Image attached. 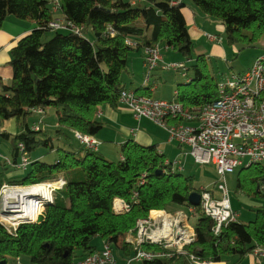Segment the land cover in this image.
<instances>
[{"label": "trees", "instance_id": "16d2710c", "mask_svg": "<svg viewBox=\"0 0 264 264\" xmlns=\"http://www.w3.org/2000/svg\"><path fill=\"white\" fill-rule=\"evenodd\" d=\"M170 1L145 0L131 5L124 0H59L58 12L53 13L51 0H0V28L8 16L36 25L11 48L12 79L8 84L0 82V121L15 119L18 128L14 136L0 132V137L11 143L13 162L18 142L24 143L28 154L42 145L53 150L52 138L46 132L30 130L26 122L30 108L57 111L56 137L64 134L63 128L95 136L102 129L96 109L104 104L117 106L130 53L158 45L186 60L191 58L193 46L182 14L184 6H173ZM191 3L222 25L230 46L249 47L264 35V0ZM56 14L81 28L80 33L51 31L48 25ZM109 28L115 35L107 33ZM49 33L53 34L45 39ZM126 38L136 41L137 46L126 45ZM191 69L192 78L187 76L189 82L179 85L175 97L188 108L203 107L215 100L217 81L208 74L203 56L197 57ZM55 151L58 158L54 164L31 161L26 174L16 181L7 180L8 169L0 162V185H29L59 178L66 182L38 222L21 225L15 235L0 225V263L27 258L30 264H75L99 251L92 244L99 239L102 246L105 242L111 245L122 264L133 254L124 239L138 219L150 211L185 208L189 195L200 192L192 176L171 172L164 165L165 158L154 145L127 141L119 147L122 159L116 162L83 147ZM243 171L247 173L238 176L237 189L248 197H264L256 187L264 183V167L252 165L239 174ZM133 193L137 196L128 212L112 213L113 199L129 202ZM254 212L252 221L230 222L215 235L212 220L197 209L194 241L181 253L142 264H193L191 257L207 264H240L255 248L264 250V207Z\"/></svg>", "mask_w": 264, "mask_h": 264}, {"label": "built area", "instance_id": "2783aa9c", "mask_svg": "<svg viewBox=\"0 0 264 264\" xmlns=\"http://www.w3.org/2000/svg\"><path fill=\"white\" fill-rule=\"evenodd\" d=\"M51 1V11L57 13L59 0ZM182 1L171 0L170 4L177 6ZM48 28L51 31H69L74 34H79L81 30L58 17L49 23ZM107 33L115 35L110 28ZM125 44L130 47L137 46V42L130 38H126ZM141 54L145 69L143 85L149 90L156 88L155 83H151V77L152 72L157 69L184 70L182 76L189 81L186 66L181 63H165L160 46H143ZM215 89V100L197 108H188L176 98L154 99L145 92L127 89L120 92L118 103L131 112L138 126L142 121H147L166 131L170 142L187 147L186 155H190L194 163L212 165L219 178L215 188L218 197L201 188L198 206L189 205L173 213L164 210L150 211L147 217L138 219L134 229L124 239L131 246L133 254L122 264H142L183 252L195 238L190 218L197 214V209L212 220V231L215 235L223 226L237 221V214L230 206L225 176L252 165L264 167V52L253 61L247 71L218 81ZM29 111L31 114H44L40 107L30 108ZM30 130L38 132L40 122L30 127ZM72 133L74 139L86 150H98L100 143L93 136L78 131ZM16 147L15 162L1 155L0 162L7 167L24 170L30 166L31 160L24 143L18 142ZM164 165L171 172L176 167L183 169L177 161L164 160ZM65 184L63 178L29 185L2 183L0 225L8 234L15 235L21 225L38 222L46 207L53 203L56 193ZM136 196L133 193L129 202L120 198L113 199L112 213L117 215L128 212ZM252 254L264 258V251L260 248L254 249ZM191 259L193 264H207L193 257ZM16 264H20L18 259ZM75 264L120 263L113 254L111 245L105 242L101 250L85 256Z\"/></svg>", "mask_w": 264, "mask_h": 264}, {"label": "crops", "instance_id": "0c3cea01", "mask_svg": "<svg viewBox=\"0 0 264 264\" xmlns=\"http://www.w3.org/2000/svg\"><path fill=\"white\" fill-rule=\"evenodd\" d=\"M124 1L129 2L131 5H138V4H142L145 2V0H124ZM182 4L184 6L182 8V14L186 21V26H187L189 36L194 37L195 39H198L200 36L206 35L207 34L206 32H204L200 28H197L196 20L199 19L203 23L208 22L206 18L207 16L200 13L198 9H196V7L193 6V4L191 3V0H183ZM56 16L58 18L61 17L60 14H56ZM35 28H36V25L34 22L29 21V20H20L14 16L6 17L5 21L2 23V26L0 28V82L4 84H8L12 79V68L9 66L11 48L15 45L17 40L24 37L25 35L30 33ZM146 30H147V34H149V29H146ZM207 38H208L207 39L208 43L212 44L216 42V38L212 35L208 34ZM212 38H215V39H212ZM263 52H264V44L260 46V51L258 52V54H256V57L254 58V60L258 56H260ZM162 57H163V61L165 62V57L163 55ZM252 63L249 65V67L245 71H247L250 68ZM144 71L145 69L143 66V59H142L141 51L130 53L127 59V65H126V71H125V73L128 76L126 77L125 80H123L122 78L124 89L134 90V91L140 90L139 92H145L147 95L154 98L153 94L156 93L155 91H157L159 87L155 83L156 88L153 90H149L148 87L143 85ZM245 71H242L241 73ZM151 83L154 84L152 80H151ZM173 94H176V91H173ZM154 99H159V98H154ZM160 100H167V99L162 98ZM45 114H47V110H44L43 115L34 114V119L31 124L34 125L40 122V129L46 132L51 138L50 135H52V133H54L56 130L59 129L58 123H57V111H56V116H55L56 120L53 122L51 121L49 123H46V120L50 118H48L47 115ZM96 118L102 123V129L93 137L100 143L98 150L96 152L99 155H101L104 159H107L109 152H108L107 145L105 146L101 145V140L109 139L110 141L115 142L116 146L118 147H120L122 144H124L127 141H134L141 146H151V145L156 146L158 152L164 156L165 160L169 162L177 161L178 165L183 168V165L182 164L180 165L179 163V159H181L182 157H184V155L187 154L188 148L180 147L177 143L173 141L170 142L168 140V135L166 131L162 130L161 128L157 127L156 125L150 122L142 121L138 126L131 112L127 110L120 103H118L116 107H110L107 104L97 107ZM26 122H27V119H26ZM27 124L29 125V123ZM50 128L52 129L54 128V130L51 131ZM17 129L18 128H17L15 119L1 121L0 123V132L5 131L6 133L10 134V136H14L15 134H17L18 133ZM63 132L64 134L59 135L58 137H59V140H63L65 147L68 146L65 150H68V149L77 150L80 147H82L78 142L76 145H71L70 143H67L69 141L70 134H72L73 136V133H72L73 130H68V129L63 128ZM9 153H10V157L3 156L1 152H0V155L12 160L11 150L9 151ZM28 157H29V154H28ZM179 168L180 167L175 168L176 169L175 171L178 173L179 171H181L179 170ZM10 169L17 171V169H13V168H10ZM239 172H238V176L240 177H242L243 175L247 173L243 171L241 174H239ZM6 178L7 180H9L7 175H6ZM237 179L235 183V194L239 197V201H242V203L245 205L253 207L254 208L253 210L258 209L259 207H264V197H256V196L248 197L245 194L246 192H244L243 190L240 191L237 189L236 187ZM256 187L258 189L257 191H259L260 194H264V190H263L264 183L263 182L260 183V185H256ZM214 195L215 197H218L219 194L216 192L214 193ZM230 206L233 212L237 214V212L232 207L231 201H230ZM237 220H239V216H237ZM16 259L19 260L20 264H30L27 258H23V261L21 260V258H16ZM118 260L120 261V258ZM219 264H225V263H219ZM240 264H264V258L256 257L252 253H250L243 258Z\"/></svg>", "mask_w": 264, "mask_h": 264}, {"label": "rangeland", "instance_id": "374dc122", "mask_svg": "<svg viewBox=\"0 0 264 264\" xmlns=\"http://www.w3.org/2000/svg\"><path fill=\"white\" fill-rule=\"evenodd\" d=\"M206 18L208 22L205 23L201 22L199 19L196 20L197 28H200L207 34L204 36H200L198 39L190 37L193 46L191 58L189 60H186L180 55H176L169 49L161 48V54L165 57V63L184 64L188 69L186 71L187 75L192 78L194 72L191 69V66L195 64L197 57L202 55L206 60L208 74L216 81H222L226 77H230L233 74H239L242 71H245L256 57V54H258V52L260 51V46L264 44V35L260 40L249 47L241 44L230 46L226 43L225 33L222 25L218 21L211 19L208 16ZM52 34L53 33L47 34L45 36V39H48ZM208 34L216 38L215 43H208ZM183 72L185 71H176L174 69H157L152 72L151 80L159 87L158 90L155 91L156 93L153 94V97L159 99L166 98L167 100L176 98L174 97L175 94H173V91H176L179 85H184L189 82H187L186 78L182 76ZM127 76L128 75L124 72L122 74L123 80H125ZM46 110L47 114L45 115L50 118L46 120V123L55 121L56 110L54 108H48ZM33 119L34 114H31L27 118V123H29L30 127L33 126V124H31ZM50 130L53 131L54 128H50ZM50 136L52 138L53 150H50L45 145L39 146L29 153V158L31 161L38 160L43 163L52 165L58 158L57 152L55 151L56 148L66 149L68 147H65L63 140H59V137H56L55 132ZM67 143H70L71 145L77 144V141L74 139L72 134H70V138ZM101 145L108 146L109 154L106 160L116 162L120 159L119 147L116 146L115 142H112L109 139L101 140ZM11 148V143L0 137V152L2 153V155L10 157L9 151L11 150ZM179 163L180 165H183V170L179 171L181 175L192 176L194 178L195 186H197L198 188L203 187L205 190L216 193L215 188L218 184L217 181L219 180V178L212 165L196 164L194 163L190 155H184V157L179 159ZM10 168L11 167H7L8 170L6 171V175L9 180L16 181L20 180L21 177L26 174L29 167L24 170L17 171H14ZM238 172L239 170H236L234 171V173L227 174L225 176L226 187L232 207L237 212V216H239L238 221L247 223L254 219L255 210H253V207L245 205L242 203V201H239V197L235 194V183L238 177ZM196 222L197 214L191 216L190 225L194 226ZM92 244L95 245L98 250H100L102 247L101 241L99 239H94L92 241ZM21 260L23 261V258H21ZM6 264H16V260L14 258H10L8 259Z\"/></svg>", "mask_w": 264, "mask_h": 264}, {"label": "water", "instance_id": "95a60500", "mask_svg": "<svg viewBox=\"0 0 264 264\" xmlns=\"http://www.w3.org/2000/svg\"><path fill=\"white\" fill-rule=\"evenodd\" d=\"M199 199H200L199 193L198 192H193L188 197V203L190 205H192V206H198L199 205ZM0 264H4V262H1Z\"/></svg>", "mask_w": 264, "mask_h": 264}]
</instances>
